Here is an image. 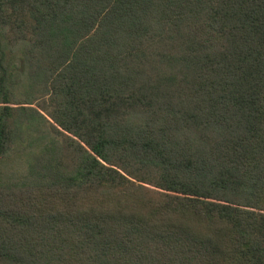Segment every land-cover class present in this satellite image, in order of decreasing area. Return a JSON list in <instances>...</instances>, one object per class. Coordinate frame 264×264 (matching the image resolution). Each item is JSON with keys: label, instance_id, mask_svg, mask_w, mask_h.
<instances>
[{"label": "trees", "instance_id": "trees-1", "mask_svg": "<svg viewBox=\"0 0 264 264\" xmlns=\"http://www.w3.org/2000/svg\"><path fill=\"white\" fill-rule=\"evenodd\" d=\"M0 264H264V0H0Z\"/></svg>", "mask_w": 264, "mask_h": 264}, {"label": "rangeland", "instance_id": "rangeland-1", "mask_svg": "<svg viewBox=\"0 0 264 264\" xmlns=\"http://www.w3.org/2000/svg\"><path fill=\"white\" fill-rule=\"evenodd\" d=\"M19 49V47H17L16 49H15V54H16V52H17V50ZM19 54V53H18ZM18 63V62H17ZM17 68L18 69H16L17 71H19V63H18V66H17ZM17 93H15V95H14V98L15 99H19V100H25V99H31V100H39L40 102H41V98H38L39 97V94H37V92H35L32 96H27V95H25L24 94V90H23V88L22 87H18L17 88V91H16ZM41 97V96H40ZM36 98H38V99H36ZM34 100V101H35ZM33 105V104H32ZM35 106V105H34ZM41 131V130H40ZM37 132L36 133V131H31L29 134H26V138H33L32 140H34V144L33 145H36V144H40V143H42V141H44L45 140V137H44V135H39L41 132ZM37 140H36V139ZM31 140V141H32ZM27 142L26 141H23L22 143H15V145H14V148H16V147H20L21 145H24V144H26Z\"/></svg>", "mask_w": 264, "mask_h": 264}]
</instances>
